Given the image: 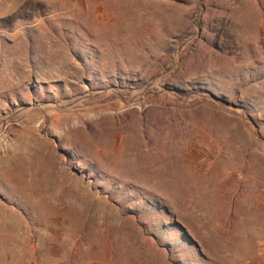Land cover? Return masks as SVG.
<instances>
[{
	"label": "rangeland",
	"instance_id": "rangeland-1",
	"mask_svg": "<svg viewBox=\"0 0 264 264\" xmlns=\"http://www.w3.org/2000/svg\"><path fill=\"white\" fill-rule=\"evenodd\" d=\"M0 264H264V0H0Z\"/></svg>",
	"mask_w": 264,
	"mask_h": 264
},
{
	"label": "bare ground",
	"instance_id": "bare-ground-1",
	"mask_svg": "<svg viewBox=\"0 0 264 264\" xmlns=\"http://www.w3.org/2000/svg\"><path fill=\"white\" fill-rule=\"evenodd\" d=\"M30 121V120H29Z\"/></svg>",
	"mask_w": 264,
	"mask_h": 264
}]
</instances>
